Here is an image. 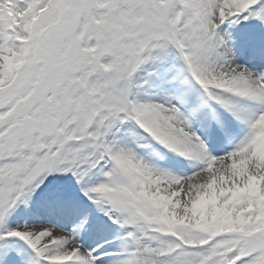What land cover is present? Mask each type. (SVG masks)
Masks as SVG:
<instances>
[{
  "label": "snow or ice",
  "instance_id": "snow-or-ice-1",
  "mask_svg": "<svg viewBox=\"0 0 264 264\" xmlns=\"http://www.w3.org/2000/svg\"><path fill=\"white\" fill-rule=\"evenodd\" d=\"M0 264H264V0H0Z\"/></svg>",
  "mask_w": 264,
  "mask_h": 264
}]
</instances>
